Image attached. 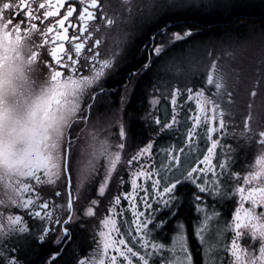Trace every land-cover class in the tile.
I'll return each mask as SVG.
<instances>
[{"label": "snow or ice", "instance_id": "1", "mask_svg": "<svg viewBox=\"0 0 264 264\" xmlns=\"http://www.w3.org/2000/svg\"><path fill=\"white\" fill-rule=\"evenodd\" d=\"M124 3L126 15L107 0H0V264H28V251L52 244L49 264H264V124L251 102L264 93V47L246 60L225 40L222 55L208 53L202 80L181 82L196 64L197 37L167 20L187 5L149 0L141 15L164 16L136 49L119 112L127 115L146 75L164 79L144 119L160 140L176 142L153 138L128 151L127 121L117 116L115 141L93 124L77 158L79 129L89 128L127 44L122 25L140 7ZM249 78L233 147L232 109ZM253 145L254 163L238 168L237 149ZM186 210L196 213L187 229ZM89 230L92 242L77 248Z\"/></svg>", "mask_w": 264, "mask_h": 264}, {"label": "flooded vegetation", "instance_id": "2", "mask_svg": "<svg viewBox=\"0 0 264 264\" xmlns=\"http://www.w3.org/2000/svg\"><path fill=\"white\" fill-rule=\"evenodd\" d=\"M109 5L118 10H122L125 12V15L127 14V7L128 5H125L124 0H107ZM179 3L187 5L185 8H177L175 12L171 13V19L167 20L168 26H170L174 31H182V30H190L187 28V26H177V20L180 19V16L178 17V14H187L191 11H195V13H198L200 15H209L211 13L218 12L221 7V1L220 0H196V2H188V0H178ZM242 2V3H241ZM248 3H257V4H264V0H228L225 2L224 7L232 8L237 5L243 6L244 4ZM129 4L133 7L136 5H139L140 7L136 12L133 13V18L126 24L122 25L123 30H125L128 33V39L127 44L124 48V51L122 52L121 56L118 59L117 66L115 70L108 76L106 81L104 82V87L106 89V95H104L102 98L99 99V103L96 106L95 112L91 119L95 120L98 119V115L105 114L104 116H108V120H111L112 123L108 125L107 131L112 132L114 135L117 134L118 125L115 123L114 117L122 116L123 119L127 121L126 123V131L127 136H150L154 133L153 129L155 128V125H153L150 121L148 123H145V113H148L149 111H152V105L151 100L153 97V89L154 86H158L160 90V82L161 80H156L155 75H150V80L144 85L143 88V99H142V105L137 109V111H133L130 108V104L132 100L134 99V94L136 89L134 90L133 97L128 101V104L125 106L124 112L127 115H124V113L119 112V95L117 93L119 92L122 95V85L126 82V77L128 72L130 71L131 61L139 62L140 55L137 53L136 49L141 45V42L147 41V36L151 33V31L154 29V27L159 24L164 16V13H158L153 16L148 15H141V13L146 12V8L149 4V0H129ZM226 8V9H227ZM196 37H198L199 34L202 32L200 30H191ZM177 52V51H176ZM170 59V57H169ZM123 77L124 81L119 83L117 86L112 87L113 80H117L119 78ZM141 83V81H140ZM139 83V84H140ZM163 85L162 87H165V83L161 82ZM162 90V89H161ZM163 92V91H162ZM104 112V113H103ZM114 113V114H113ZM149 120V119H148ZM257 121L261 124H264V114L263 117L261 115L260 119H257ZM139 122V129L137 131L133 130L134 123ZM227 143L232 144L234 147V142L230 140L227 141ZM203 146V145H202ZM247 149L246 153V164L245 168L249 166V164H252L253 157L255 158V150L256 145L252 146L251 148L245 147ZM257 151L256 153H258ZM192 188V185H188L181 189V194L184 196L185 194L188 196L189 190ZM175 219V218H174ZM181 221L185 223L186 229L188 228L189 222L185 221L183 217H181ZM172 228L175 227L174 222H170ZM79 231V230H78ZM171 234H175L174 232H169L168 236L166 235L164 238L166 240L170 241ZM86 239L84 241H81L85 243V245L90 244L92 242V233L91 230L88 231V233L83 236ZM189 240L190 244L195 247L194 238L191 235V230L189 229ZM52 247L55 248L56 245L52 244ZM42 257V256H40ZM49 254L43 259L45 260L44 264H49ZM42 261V260H41ZM37 264H40V262Z\"/></svg>", "mask_w": 264, "mask_h": 264}, {"label": "trees", "instance_id": "3", "mask_svg": "<svg viewBox=\"0 0 264 264\" xmlns=\"http://www.w3.org/2000/svg\"><path fill=\"white\" fill-rule=\"evenodd\" d=\"M221 2H226L228 0H220ZM225 3H221L220 10L215 13H211L209 15H200L198 13H195V11H191L187 14H178L177 16H180V19L177 21V26H187L190 30H200L202 33L198 35L196 41L194 42L195 45L198 47L206 45L205 43H211V42H223L225 40L230 39H241L242 42L248 38H253L255 35L256 29H259L261 31H264V4H257V3H248L244 4L243 6L237 5L232 8L224 7ZM227 8V9H226ZM257 35V32L255 33ZM191 47V45L185 46V51L188 50ZM175 53L174 55L179 54ZM130 70L134 69L135 66L138 64L136 61H131ZM150 80V75H146L143 80H141V83L137 87L135 91L134 99L132 100L130 104V108L133 111H137V109L142 105V99H143V88L144 85ZM124 78L121 77L119 79H115L112 82V87L117 86L119 83L123 82ZM242 121V119L240 120ZM90 123V120H89ZM139 122L134 123L133 130L137 131L139 129ZM86 129H79L80 136L82 139V135L85 132ZM146 136H130L131 140H134V142H140L143 143L146 140ZM80 139V142H81ZM80 142L77 144V153H78V147ZM161 144H167V141L158 140ZM239 142V138H237V141H234V147H236L237 143ZM237 160H236V166L238 168H245V162H246V153L247 149L245 147L238 148L237 149ZM187 197V195H184ZM227 212V208L225 209ZM189 210L185 211V214L183 219L186 220V216H188ZM85 238L83 235H81V240L77 241V248L81 241H84ZM53 248L52 245L48 247H35L34 249L28 251L27 255V262L28 264H37V262L40 264H44L45 260L43 259L49 254V249ZM42 256V257H40ZM42 260V261H41Z\"/></svg>", "mask_w": 264, "mask_h": 264}, {"label": "rangeland", "instance_id": "4", "mask_svg": "<svg viewBox=\"0 0 264 264\" xmlns=\"http://www.w3.org/2000/svg\"><path fill=\"white\" fill-rule=\"evenodd\" d=\"M188 2L189 3L190 2H196V0H188ZM222 3H225V2H222ZM256 32H257V35L255 34ZM255 33L253 34V35H255V37L248 38V39L244 40L243 42H242V38L239 40L234 39V38L229 40V41L236 42L243 47L246 60L253 57L255 54H258L260 48L264 47V31L256 29ZM223 42H219V43L211 42V43H205L206 45H203V46L200 45V47L198 46L197 52H196V64L194 65L193 70L190 71L187 74V76H181L180 81L181 82H187L191 85V84H195L196 82L202 80L204 77V73L207 69V65L209 63L208 53L211 52L214 55H222L220 48H221V45L223 44ZM176 51H177L176 53H178V52H180V49H177ZM170 59H171V57H170ZM156 80H159V81L161 80V82L165 81L164 79H161L159 77H156ZM161 82H160V91L164 92L165 87H162L163 84ZM250 88H251V79L249 78V79H246L244 82H242L239 89L237 90L236 105L232 109L233 113H234V117H235L234 123L236 124V127H235V129H230V132L234 130L237 133V136L234 137L232 135H229L227 138V141L230 138V140L234 142V141H237V138H239L238 134L241 130L240 125L242 123V121H240V120L241 119L243 120V118L248 114V111H249L248 104L251 100V98L249 96ZM251 102L253 104L252 113H253L254 119H256V120L260 119L261 115L263 117V114H264V93L258 94V96L254 100H251ZM165 107H166V105H163V104L161 105V109H164ZM157 114L163 115V111H159V112H157ZM97 115H98V119H95V120L90 119L89 128L86 129L82 135V139H81V142H80L79 147H78V153H77L78 159L83 157V150H84V148L87 144V141H88V132L94 130L92 128L93 124L96 125V128L99 129L103 135L108 136L112 142H114L116 139V135H114L112 132L106 130L108 125H109L108 123H105V121L108 120V116H104L105 114H102V115L97 114ZM146 115H147V113H145V116ZM149 121L151 122L150 119L145 120V123H148ZM127 135H129V134H127ZM127 137H128V146H129L128 151H132L138 147H142L145 143H147L149 140H151L153 138H156L157 140H159V138L156 137L155 132L153 134H151L150 136H148L143 143L134 142V140L130 139V136H127ZM167 139H168L167 144L176 142L175 139L171 136L165 137L164 141H167ZM219 151L220 150L218 149V154H219ZM257 151H259V149L256 146V150H255L256 155L255 156L259 155V152L256 153ZM254 160H255V158L253 157L252 163H254ZM224 211L226 212L225 209H224ZM195 218H196L195 211H189L188 216H186V220L189 223H191L193 226L195 225ZM226 218H227V216H226ZM171 235H174V234H171ZM83 236H85V235H83ZM167 236H168V234H167ZM89 251H91V249H89Z\"/></svg>", "mask_w": 264, "mask_h": 264}, {"label": "bare ground", "instance_id": "5", "mask_svg": "<svg viewBox=\"0 0 264 264\" xmlns=\"http://www.w3.org/2000/svg\"><path fill=\"white\" fill-rule=\"evenodd\" d=\"M218 43V42H217Z\"/></svg>", "mask_w": 264, "mask_h": 264}]
</instances>
